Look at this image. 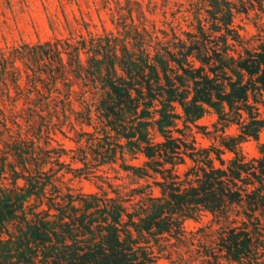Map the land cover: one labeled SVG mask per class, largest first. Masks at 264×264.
Listing matches in <instances>:
<instances>
[{
    "label": "trees",
    "instance_id": "trees-1",
    "mask_svg": "<svg viewBox=\"0 0 264 264\" xmlns=\"http://www.w3.org/2000/svg\"><path fill=\"white\" fill-rule=\"evenodd\" d=\"M225 2L222 7L219 0L211 1L212 17L224 23H214L216 30L228 28L233 22L235 7L229 0ZM243 4L248 14L259 8L255 2L243 0ZM260 8L264 11V4ZM200 30L205 35L202 25ZM231 31L228 28L222 32L225 45L221 51L210 53L211 48L203 38L200 42L184 41L182 47L173 42L163 52L160 48L145 56L125 49L126 58L119 65L124 74L114 60L105 66L103 86L107 92L102 100H96L95 109L88 110L83 123L93 125L94 115L103 122L102 127L94 124V131H85L90 146L97 145V134H102L99 137L105 140L111 136L117 140L95 154L92 148L89 152L93 156L83 161L104 165L115 162L119 152L124 161L125 150L144 154L145 164L122 165L139 176L157 172L159 178H155L154 184L161 194L147 193L134 212L116 201L119 195L106 196L100 192L82 197L62 193L58 188V197L62 196L66 202H47L49 198L44 195L49 182L36 177L35 169L25 162L28 158L23 157L32 151L16 146L13 155L22 160L21 170L11 164V186L5 187L0 182V264H155V247L172 253L167 249L171 241L163 243V240L181 239L185 220L197 219L200 212L218 217L221 223L213 236L212 252L209 248L200 249L205 252L204 257L216 258L222 253L232 264H264V230L259 229L256 219V212L264 204V142L258 145L257 157L246 160L240 153L244 141L258 140L264 130V116L258 106V96L264 105V34L261 44L249 49L235 31L233 41L239 46L236 56L227 47ZM98 54L90 58L97 65L103 62V58H97ZM210 108L216 110L220 119L238 123L240 128L235 135L223 136L217 148L197 146L195 140L184 137L185 129L177 127L179 120L184 127L197 122ZM242 114L245 117L240 120ZM151 126L163 140H151ZM82 143L78 140L79 149L87 155ZM49 149L43 166L50 163L52 151L57 152L58 161L65 154L63 148ZM225 151L232 152L234 157L227 160L223 156ZM60 163L63 167L66 162ZM66 164L76 173L75 178L80 177L77 171L83 167ZM181 165L187 166L183 172L178 170ZM4 167L5 164L0 165V177ZM43 168L40 166L37 171L47 174L48 170ZM84 173L87 177H99L92 168ZM19 179H24L25 185L20 186ZM30 198L36 202L28 207ZM237 207L238 224L232 226L224 218ZM144 209L150 211L147 217L141 214ZM8 223L14 224L13 230ZM180 263L181 260L170 258L168 264Z\"/></svg>",
    "mask_w": 264,
    "mask_h": 264
},
{
    "label": "rangeland",
    "instance_id": "rangeland-1",
    "mask_svg": "<svg viewBox=\"0 0 264 264\" xmlns=\"http://www.w3.org/2000/svg\"><path fill=\"white\" fill-rule=\"evenodd\" d=\"M211 1L0 0V165L5 164L4 173L0 177L1 184L11 186V164L21 170L19 161L22 160L13 155L16 146L21 145L24 146V151H32L23 156L28 158L25 161L28 167L35 169L33 173H37L36 177L49 182L44 195L46 199L49 198L47 202H66L62 196L58 197V188L62 193L72 192L82 194V197L100 192L106 196L119 195L116 201L124 204L129 212H134L139 209V201L147 193L160 195V188L154 184L155 178H159L157 172L151 171L145 176H139L122 165L145 164L147 158L140 152L125 150L124 161L120 157L122 152H119L115 162L98 165L90 161L85 164L83 160L93 156L89 152L92 148L95 154L111 143L114 145L113 142L117 139L111 136L105 140V137H99L102 134L96 133L97 145L90 146V140L87 141L89 136L85 135V131L92 132L96 124L102 127L103 122L96 115L93 117V125L83 122L88 110L95 109L96 100H102L107 92L106 86H103L106 79L105 66L114 60L119 72L124 74L119 65L126 58L123 52L125 49L145 56L147 53L154 54L160 48L163 52L173 42H178L182 47L184 41L200 42L204 38L211 48L210 53L212 50L221 51L225 45L221 34L227 32L228 28L233 29L227 46L231 54L238 55L239 46L232 37L235 31L243 37V42L249 49L261 44L264 11L260 7L264 0H247L255 2L259 7L252 9L249 14L244 12L243 0H229L232 7H235V14L229 27L222 26V30L214 29V23H224L212 17ZM219 2L222 7L226 6L225 0ZM217 16H220V12ZM200 25L204 27L205 35L200 30ZM96 52L100 53L97 58H103L99 65L90 60ZM262 100L258 96L260 114L264 116ZM244 117L242 114L240 120ZM178 122L177 127L186 130L184 137L195 140L199 147H220L223 136L235 135L240 131L238 123L223 121L213 108L189 126L184 127L182 120ZM175 135H178L176 131ZM149 136L154 142L163 140L153 126L149 129ZM78 140L83 142L82 149L88 150L87 155L79 149ZM260 142H264V130L258 140L244 141L240 153L246 160L259 156ZM48 148H63L62 152L65 151V154L58 161L55 160L57 152L52 151L48 159L50 163L43 166L42 162L47 161ZM223 156L230 160L234 154L225 151ZM63 161L73 168L83 167L81 171H77L81 174L80 177L75 178L76 173L66 163L62 167L60 162ZM40 166L48 170L47 174L37 171ZM186 167L181 165L178 170L183 172ZM88 168L97 171L99 177H87L84 172ZM17 182L20 186L25 185L24 179ZM35 202L30 198L26 205L29 207ZM263 205L256 212L257 226L262 230ZM238 209H231L230 217L224 218L232 226L238 224L235 222ZM141 214L147 217L150 211L146 209ZM224 225L227 226V223ZM183 226V241L175 237L162 239L163 243L171 241L167 249L172 250V253H165L166 250L161 252L155 247V264H168L170 258L181 260L180 264H232L222 253L211 259L202 254L208 248L212 252L215 230L221 226L218 217L213 218L208 212H200L197 219H187ZM8 227L13 230L14 224L8 223ZM3 236L7 237L6 234Z\"/></svg>",
    "mask_w": 264,
    "mask_h": 264
}]
</instances>
